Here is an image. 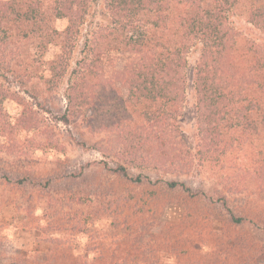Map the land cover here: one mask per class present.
<instances>
[{
	"label": "rangeland",
	"instance_id": "374dc122",
	"mask_svg": "<svg viewBox=\"0 0 264 264\" xmlns=\"http://www.w3.org/2000/svg\"><path fill=\"white\" fill-rule=\"evenodd\" d=\"M102 9L97 0L96 20ZM247 11L244 3L230 20L258 39ZM66 24L52 22L58 29ZM18 40L29 53L12 58L19 76L9 71L0 77L11 95L0 92V264H264V134L237 133L227 151L221 144L216 156L200 152L193 88L198 52L188 56L179 115L193 163L167 172L132 166L131 175L151 178L136 183L105 170V161L115 168L125 156L100 126L104 112L93 117L85 105L69 123L60 120L79 49L54 84V45L43 48L37 35H18L10 47ZM5 48L1 63L11 58ZM169 180L191 190L170 188Z\"/></svg>",
	"mask_w": 264,
	"mask_h": 264
},
{
	"label": "trees",
	"instance_id": "16d2710c",
	"mask_svg": "<svg viewBox=\"0 0 264 264\" xmlns=\"http://www.w3.org/2000/svg\"><path fill=\"white\" fill-rule=\"evenodd\" d=\"M102 1L96 20L97 0H0V48L6 46L11 57L0 62V77L9 71L18 77L20 71L11 63L29 55L19 40L10 47L18 35H37L43 48L54 45V84L79 49L60 120L69 123L85 105L93 117L104 112L100 126L121 143L125 156L115 168L105 161L106 171L142 183L151 178L131 175L132 166L167 172L193 163L179 123L192 50L199 54L193 88L200 152L207 158L215 151L216 156L221 144L227 151L237 133L264 134V43L258 40L264 37V0ZM244 3L248 22L261 33L258 39L246 37L230 20ZM58 19L67 20L64 28L52 26ZM8 90L0 85L5 98L11 96ZM260 165L259 177L264 178V158ZM166 184L185 187L176 180Z\"/></svg>",
	"mask_w": 264,
	"mask_h": 264
}]
</instances>
